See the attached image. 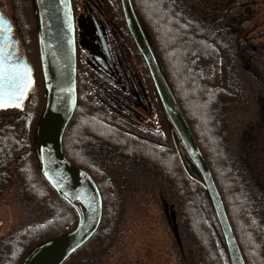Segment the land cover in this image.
<instances>
[{
    "label": "trees",
    "instance_id": "trees-1",
    "mask_svg": "<svg viewBox=\"0 0 264 264\" xmlns=\"http://www.w3.org/2000/svg\"><path fill=\"white\" fill-rule=\"evenodd\" d=\"M85 1L96 9L107 40L113 39L116 46L126 42V37L133 42L125 23L121 0ZM131 1L212 173L246 264H264V224L257 216L253 195L229 160L224 136V106L241 93L229 74L233 63L231 50L219 32L202 26L196 18L183 11L179 0ZM74 2L72 0L73 7ZM37 46L32 55L39 57L41 65L39 41ZM137 58L142 60L144 69L148 71L138 50ZM121 61L124 62L123 59ZM103 86L87 78L80 94L77 75V109L63 140L66 158L86 170L97 183L103 199V219L94 237L64 264L90 250L91 246H101L110 234L112 228L104 230V226L107 220L115 218L121 202L108 172L98 166L99 159L108 155H116L129 164L144 166L165 177L176 189L186 228L196 245L199 263L231 264L203 179L192 162V167L185 162L183 153L188 155L163 107L167 122L161 123L155 138H168L169 142L166 139L164 144L145 137L143 132L151 131L133 121L121 102L103 92V89L108 90V85ZM12 110L16 109L0 111V126L3 121L7 126L0 130V192L13 184L24 201L42 210L50 220L44 225H32L12 237L4 247L5 254L0 264H23L38 247L71 232L78 223L74 208L43 175L36 149L37 140L33 141L31 136L32 122L23 127L29 134L27 138L19 126L22 115L17 114L18 109L11 120L3 116ZM203 110L206 114L202 116L200 113ZM79 138L90 141L88 148L80 147ZM246 144L243 138L242 150H245ZM28 151L30 153L21 160L19 156ZM192 168L196 169L197 175Z\"/></svg>",
    "mask_w": 264,
    "mask_h": 264
},
{
    "label": "rangeland",
    "instance_id": "rangeland-1",
    "mask_svg": "<svg viewBox=\"0 0 264 264\" xmlns=\"http://www.w3.org/2000/svg\"><path fill=\"white\" fill-rule=\"evenodd\" d=\"M4 1L11 22L8 28L16 32L21 49L34 69L33 86L20 106L21 113L17 111V114L22 115L19 122L22 130L32 122L30 131L36 142L46 98L40 60L38 56L32 55V52H36L40 38L36 3L35 0ZM179 2L180 8L196 18L202 26L219 32L233 54L229 74L241 93H238L237 99L224 106L222 123L226 148L231 164H234L233 167H236L253 195L257 216L264 224V0ZM74 5L80 94L86 85L87 74L91 73L87 65L89 59L94 65L99 64L94 54L100 55L102 44L108 45L119 74L122 72L119 68L123 65L126 77L129 79V71L136 80L135 87L143 101L142 105L138 102L133 109L130 106L133 121L151 131L144 130L145 137L163 144L166 139L169 142L163 136L155 138L161 123L165 124L167 120L150 74L144 69L142 60H138L133 42L126 37V42L116 46L113 39L107 40L94 7L85 0H75ZM99 37L102 39L101 44ZM167 51L170 52V48ZM119 59L124 62L119 63ZM118 82L123 84V81ZM16 110L8 111L3 116L11 120ZM205 112L201 111L200 115H205ZM5 123L2 122L1 131L6 129ZM23 134L29 137L25 130ZM243 138L247 141L245 150L240 146ZM79 142L83 148H88L90 143L80 138ZM29 151L22 153L19 158L24 159ZM183 156L192 167L185 153ZM99 160L98 166L108 172L121 205L116 210L115 218L107 220L104 226V230L112 228L109 236L105 237L106 241L96 248L91 246L90 250L79 254L68 264H200L175 187L160 173L129 164L116 155ZM192 170L197 175L196 169ZM157 171L160 172L159 169ZM49 220L42 210L24 201L13 184L8 185L0 192V259L12 237L32 225H44Z\"/></svg>",
    "mask_w": 264,
    "mask_h": 264
},
{
    "label": "water",
    "instance_id": "water-1",
    "mask_svg": "<svg viewBox=\"0 0 264 264\" xmlns=\"http://www.w3.org/2000/svg\"><path fill=\"white\" fill-rule=\"evenodd\" d=\"M35 3L40 29L41 67L46 88V104L39 125L36 149L43 175L74 208L78 223L71 232L38 247L23 264H64L99 230L103 219V199L93 177L86 170L72 164L63 149L64 136L78 104L77 28L72 0H35ZM121 5L128 32L148 68L164 112L203 179L230 262L246 264L212 173L140 25L132 1L121 0ZM8 24V19L0 11V29H5ZM12 43L14 52L18 43L13 38V32L5 31L3 38H0V62L9 69L27 71V78L31 82L19 100L21 106L33 86L34 75L26 56L19 54L13 57V52L8 51ZM11 108L18 107L10 104L0 108V111Z\"/></svg>",
    "mask_w": 264,
    "mask_h": 264
},
{
    "label": "flooded vegetation",
    "instance_id": "flooded-vegetation-1",
    "mask_svg": "<svg viewBox=\"0 0 264 264\" xmlns=\"http://www.w3.org/2000/svg\"><path fill=\"white\" fill-rule=\"evenodd\" d=\"M0 11L1 14H3L8 19L10 24L11 22L7 16V4L5 3L4 0H0ZM9 24L5 29H0V38L1 39L3 38L5 31L13 32V38L15 41H17L18 45L16 50L13 52L12 50L13 43L10 44L8 47V51L13 52V57L18 56L19 54L26 56L24 50L21 49V45L16 37V32L12 28L11 29L8 28ZM97 32H99V30ZM99 43L100 44L102 43V39L100 37H99ZM101 50L102 51L99 52L100 55L94 54V59H96L100 65L96 63V61H94L92 57H91L92 60L97 65H94L93 62L89 59L87 65L90 68V71H92L93 73L91 72L90 74H87V78H89L90 80H92L93 83H95L96 85L102 88H104L103 85H108V90L103 89V92L106 93L107 96H111V98L114 99L116 102H121L126 107L128 114L131 115L132 111L130 110L131 108L130 106H132L133 109V107H136L138 105V102L141 103V105L143 103L141 96L139 95V92L137 90V87H135L136 80L133 78V76L129 71H128L129 79L126 77L123 69V65L120 66L119 68L122 71L121 74H119L117 67L114 63L115 62L114 57L108 45L106 47L103 46L102 44ZM103 57L106 58L107 60H104ZM120 62L122 63V61H120L119 59V63ZM113 63L115 66L113 65ZM128 70L130 69L128 68ZM118 80L123 81L122 82L123 84L118 82ZM120 94L122 95V98H120L121 97ZM15 109H18L20 113L22 111L20 107Z\"/></svg>",
    "mask_w": 264,
    "mask_h": 264
},
{
    "label": "snow or ice",
    "instance_id": "snow-or-ice-1",
    "mask_svg": "<svg viewBox=\"0 0 264 264\" xmlns=\"http://www.w3.org/2000/svg\"><path fill=\"white\" fill-rule=\"evenodd\" d=\"M27 77L26 70L9 69L0 62V108L10 104L20 107L19 100L31 82Z\"/></svg>",
    "mask_w": 264,
    "mask_h": 264
}]
</instances>
